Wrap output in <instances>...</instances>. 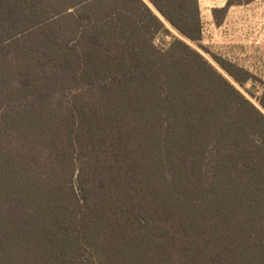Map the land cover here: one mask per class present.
<instances>
[{"label": "trees", "instance_id": "obj_1", "mask_svg": "<svg viewBox=\"0 0 264 264\" xmlns=\"http://www.w3.org/2000/svg\"><path fill=\"white\" fill-rule=\"evenodd\" d=\"M156 11L0 0V264H264V92Z\"/></svg>", "mask_w": 264, "mask_h": 264}, {"label": "rangeland", "instance_id": "obj_2", "mask_svg": "<svg viewBox=\"0 0 264 264\" xmlns=\"http://www.w3.org/2000/svg\"><path fill=\"white\" fill-rule=\"evenodd\" d=\"M227 2L228 0H199L203 22V38L200 44L209 52L181 36L161 17L172 34L182 37L197 48L240 91L261 107L257 98L264 92V0L244 1L226 7ZM151 7L154 8L152 5ZM224 7L225 11L218 12L215 17L213 10ZM171 39V34H160L156 43L166 45ZM211 53L248 71L250 79L240 85L214 60Z\"/></svg>", "mask_w": 264, "mask_h": 264}, {"label": "water", "instance_id": "obj_3", "mask_svg": "<svg viewBox=\"0 0 264 264\" xmlns=\"http://www.w3.org/2000/svg\"><path fill=\"white\" fill-rule=\"evenodd\" d=\"M158 12V11H157ZM159 13V12H158ZM160 14V13H159ZM160 16H162L161 14H160Z\"/></svg>", "mask_w": 264, "mask_h": 264}]
</instances>
